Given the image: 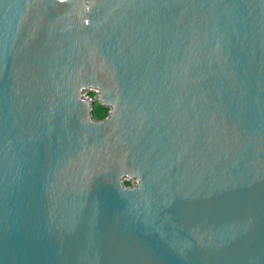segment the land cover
I'll return each mask as SVG.
<instances>
[{
  "label": "water",
  "instance_id": "obj_1",
  "mask_svg": "<svg viewBox=\"0 0 264 264\" xmlns=\"http://www.w3.org/2000/svg\"><path fill=\"white\" fill-rule=\"evenodd\" d=\"M0 264H264V0H0Z\"/></svg>",
  "mask_w": 264,
  "mask_h": 264
},
{
  "label": "clouds",
  "instance_id": "obj_2",
  "mask_svg": "<svg viewBox=\"0 0 264 264\" xmlns=\"http://www.w3.org/2000/svg\"><path fill=\"white\" fill-rule=\"evenodd\" d=\"M113 111V108L109 107L107 110H106V113H105V118H107V116ZM140 181L139 179L133 181L131 178L129 177H125L124 180H123V184L126 188H133L137 185H139Z\"/></svg>",
  "mask_w": 264,
  "mask_h": 264
},
{
  "label": "rangeland",
  "instance_id": "obj_3",
  "mask_svg": "<svg viewBox=\"0 0 264 264\" xmlns=\"http://www.w3.org/2000/svg\"><path fill=\"white\" fill-rule=\"evenodd\" d=\"M91 97H93V95H91ZM94 107H95L94 113H93L94 119L98 120V119L104 118L107 109L104 107H101L99 104H95Z\"/></svg>",
  "mask_w": 264,
  "mask_h": 264
}]
</instances>
